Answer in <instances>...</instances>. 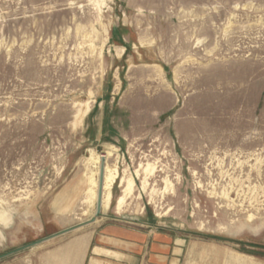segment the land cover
Segmentation results:
<instances>
[{
    "label": "rangeland",
    "instance_id": "1",
    "mask_svg": "<svg viewBox=\"0 0 264 264\" xmlns=\"http://www.w3.org/2000/svg\"><path fill=\"white\" fill-rule=\"evenodd\" d=\"M108 224L264 264V0H0V264Z\"/></svg>",
    "mask_w": 264,
    "mask_h": 264
},
{
    "label": "crops",
    "instance_id": "2",
    "mask_svg": "<svg viewBox=\"0 0 264 264\" xmlns=\"http://www.w3.org/2000/svg\"><path fill=\"white\" fill-rule=\"evenodd\" d=\"M83 236L69 248L75 259L87 245L83 264H180L183 259V239L164 231L108 224Z\"/></svg>",
    "mask_w": 264,
    "mask_h": 264
},
{
    "label": "bare ground",
    "instance_id": "3",
    "mask_svg": "<svg viewBox=\"0 0 264 264\" xmlns=\"http://www.w3.org/2000/svg\"><path fill=\"white\" fill-rule=\"evenodd\" d=\"M87 105V104H86ZM87 108L81 111L80 115L78 116V120L83 118L84 114L86 113ZM101 158L98 157L96 159L98 165V177H91L89 180L90 188H89V196L92 203L95 205L97 210L98 204L100 203L102 209H106L111 201V191L113 185L115 184V180L117 175L115 172L109 170V167H102V163H100ZM102 168H103V175H102ZM95 178V179H94ZM102 180V181H101ZM133 186V181L129 180L127 189H131ZM123 203V198L120 199L119 204ZM116 246V245H115ZM121 246V245H120ZM129 248V247H128ZM99 250H96L98 252ZM93 262L96 263L95 260Z\"/></svg>",
    "mask_w": 264,
    "mask_h": 264
},
{
    "label": "water",
    "instance_id": "4",
    "mask_svg": "<svg viewBox=\"0 0 264 264\" xmlns=\"http://www.w3.org/2000/svg\"><path fill=\"white\" fill-rule=\"evenodd\" d=\"M103 168H102V175H103ZM102 181V180H101ZM100 211H101V205H100V203L98 204V207H97V214H99L100 213Z\"/></svg>",
    "mask_w": 264,
    "mask_h": 264
}]
</instances>
